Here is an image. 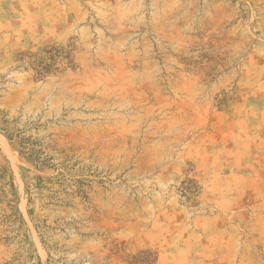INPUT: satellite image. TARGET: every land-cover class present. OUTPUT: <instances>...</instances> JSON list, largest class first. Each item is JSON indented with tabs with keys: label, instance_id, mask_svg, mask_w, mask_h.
Here are the masks:
<instances>
[{
	"label": "rangeland",
	"instance_id": "374dc122",
	"mask_svg": "<svg viewBox=\"0 0 264 264\" xmlns=\"http://www.w3.org/2000/svg\"><path fill=\"white\" fill-rule=\"evenodd\" d=\"M0 264H264V0H0Z\"/></svg>",
	"mask_w": 264,
	"mask_h": 264
}]
</instances>
